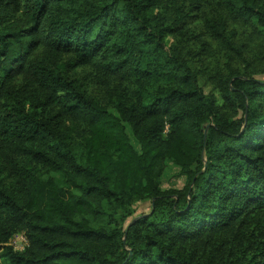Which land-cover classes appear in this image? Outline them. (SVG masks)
I'll return each mask as SVG.
<instances>
[{"label":"trees","instance_id":"16d2710c","mask_svg":"<svg viewBox=\"0 0 264 264\" xmlns=\"http://www.w3.org/2000/svg\"><path fill=\"white\" fill-rule=\"evenodd\" d=\"M197 27L243 60L264 0H0V264H264V80L228 66L220 104Z\"/></svg>","mask_w":264,"mask_h":264},{"label":"rangeland","instance_id":"374dc122","mask_svg":"<svg viewBox=\"0 0 264 264\" xmlns=\"http://www.w3.org/2000/svg\"><path fill=\"white\" fill-rule=\"evenodd\" d=\"M198 36L191 42V55L202 48V41L205 39L207 50L202 51V55L193 57L196 69L201 75V82L207 93L215 95L219 99V103L223 104L221 91L217 86L219 74L228 73V66L245 70L255 78L264 80V41L262 39H253L248 35H243L241 42L248 45L245 59L241 60L237 57L230 56L227 51L218 47L215 41H212L204 35L200 27L195 29ZM74 77L85 79L88 83L89 91L96 98L105 102V90L98 79V71L94 64L79 66L74 72ZM226 107V106H225ZM128 133L132 136L131 130ZM134 146L139 149V144L132 136ZM162 188L182 189L186 183V175L182 172L181 167L172 162L166 161L165 169L161 177ZM152 202L150 199L136 203L133 208V214L127 219V223L147 215L152 210Z\"/></svg>","mask_w":264,"mask_h":264},{"label":"built area","instance_id":"2783aa9c","mask_svg":"<svg viewBox=\"0 0 264 264\" xmlns=\"http://www.w3.org/2000/svg\"><path fill=\"white\" fill-rule=\"evenodd\" d=\"M28 240L25 234H15L10 240V244L18 250H22L27 245Z\"/></svg>","mask_w":264,"mask_h":264}]
</instances>
